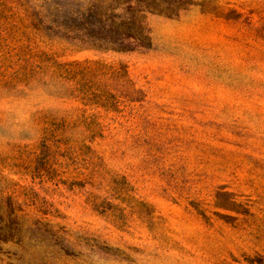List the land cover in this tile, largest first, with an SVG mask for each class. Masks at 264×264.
Returning a JSON list of instances; mask_svg holds the SVG:
<instances>
[{"label": "rangeland", "instance_id": "374dc122", "mask_svg": "<svg viewBox=\"0 0 264 264\" xmlns=\"http://www.w3.org/2000/svg\"><path fill=\"white\" fill-rule=\"evenodd\" d=\"M69 1L0 0V264H264V0Z\"/></svg>", "mask_w": 264, "mask_h": 264}, {"label": "trees", "instance_id": "16d2710c", "mask_svg": "<svg viewBox=\"0 0 264 264\" xmlns=\"http://www.w3.org/2000/svg\"><path fill=\"white\" fill-rule=\"evenodd\" d=\"M158 7L155 0H70L67 17L76 24H70L68 31L83 41L108 42L112 47L124 42L139 45L147 39L143 16L161 13Z\"/></svg>", "mask_w": 264, "mask_h": 264}]
</instances>
